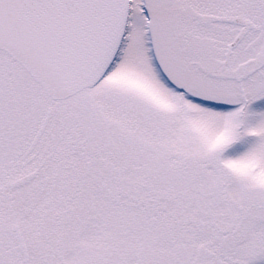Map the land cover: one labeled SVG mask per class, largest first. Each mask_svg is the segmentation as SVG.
I'll list each match as a JSON object with an SVG mask.
<instances>
[{"label": "snow or ice", "instance_id": "6c2138e0", "mask_svg": "<svg viewBox=\"0 0 264 264\" xmlns=\"http://www.w3.org/2000/svg\"><path fill=\"white\" fill-rule=\"evenodd\" d=\"M0 264H264V0H0Z\"/></svg>", "mask_w": 264, "mask_h": 264}]
</instances>
